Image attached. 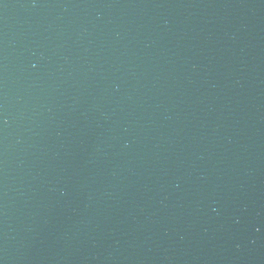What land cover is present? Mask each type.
Masks as SVG:
<instances>
[{
  "label": "water",
  "instance_id": "1",
  "mask_svg": "<svg viewBox=\"0 0 264 264\" xmlns=\"http://www.w3.org/2000/svg\"><path fill=\"white\" fill-rule=\"evenodd\" d=\"M116 0H0V171L68 61Z\"/></svg>",
  "mask_w": 264,
  "mask_h": 264
}]
</instances>
